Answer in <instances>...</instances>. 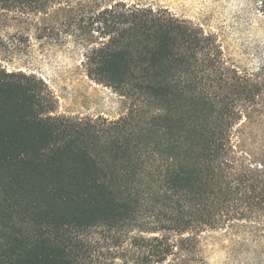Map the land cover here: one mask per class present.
Wrapping results in <instances>:
<instances>
[{"label": "trees", "instance_id": "trees-1", "mask_svg": "<svg viewBox=\"0 0 264 264\" xmlns=\"http://www.w3.org/2000/svg\"><path fill=\"white\" fill-rule=\"evenodd\" d=\"M56 6L96 23L86 74L126 110L55 114L41 77L0 64V264H191L197 234L221 228L258 243L264 264V141L254 156L233 139L264 115V60L229 64L216 33L163 7L0 0L21 17ZM239 11L264 24V0Z\"/></svg>", "mask_w": 264, "mask_h": 264}, {"label": "rangeland", "instance_id": "rangeland-1", "mask_svg": "<svg viewBox=\"0 0 264 264\" xmlns=\"http://www.w3.org/2000/svg\"><path fill=\"white\" fill-rule=\"evenodd\" d=\"M129 4L167 8L206 32L217 34L224 58L240 69L255 72L264 60V24L244 20L242 0H123ZM62 6L47 14L21 17L0 8V64L8 70L41 77L55 100V114L116 119L126 100L112 88L86 74L84 38L96 39L95 24L64 20ZM92 35V36H91ZM236 148L257 155L264 141V115L243 117L235 126ZM191 264H258L263 248L230 229H208L197 234Z\"/></svg>", "mask_w": 264, "mask_h": 264}]
</instances>
